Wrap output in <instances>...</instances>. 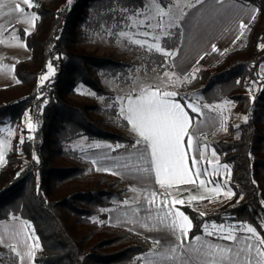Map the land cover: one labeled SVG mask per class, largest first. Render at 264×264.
<instances>
[{"label": "trees", "instance_id": "16d2710c", "mask_svg": "<svg viewBox=\"0 0 264 264\" xmlns=\"http://www.w3.org/2000/svg\"><path fill=\"white\" fill-rule=\"evenodd\" d=\"M237 1L257 9L244 32V47L226 50L217 64L200 67L175 91V99L184 105L194 100L233 104L225 123L229 135L202 139L229 167L233 195L207 212L176 204L191 220L189 238L204 234L205 224L223 221L247 222L264 237V0ZM33 4L35 30L20 32L30 57L15 64L18 84L0 87V125L21 123L27 113L35 127L14 136L0 169V221L18 216L30 222L40 244L34 256L39 264H142L138 257L151 243L107 223L105 209L119 205L126 186L107 174H88L80 151L72 146L85 137L129 147L135 140L124 131L128 123L122 116L120 126L112 125L105 115L114 113V107L71 94L82 84L107 95L99 76L121 79L128 72L129 62L88 50L82 43L101 21L122 9L136 10L144 0H33ZM179 41L180 31L173 50ZM143 53L148 71L162 69L167 59L163 53ZM49 64L54 73L42 81ZM6 248L0 246V258Z\"/></svg>", "mask_w": 264, "mask_h": 264}, {"label": "rangeland", "instance_id": "374dc122", "mask_svg": "<svg viewBox=\"0 0 264 264\" xmlns=\"http://www.w3.org/2000/svg\"><path fill=\"white\" fill-rule=\"evenodd\" d=\"M49 1L44 0L43 3ZM190 3L195 4V0H171V3L167 2L165 6H162L156 0H144L143 7L129 12L121 11L118 15H113V18L101 21L96 30L89 31L82 44L88 50H95L100 54L109 53L118 59L129 62V70L126 74H123L121 79L103 74L99 76L101 85L109 92L107 95H98L87 86L79 84L75 87L71 96L87 102H96L107 109L114 107L115 112H108L105 117L111 121L112 125L120 126V119L122 118L120 103L127 91H133L135 88L149 83L161 87L162 92H175L182 84L189 83L200 67L217 64L226 50L242 49L244 47V32L246 29L241 35L240 24L243 21L248 25L254 19L257 11L254 5L237 0H227L221 8L218 0H206L203 7L200 5H196L195 8L187 7ZM161 12H171V16L164 15L162 19L163 27L157 29L156 25ZM182 15H184V19L180 20ZM170 19L178 23L179 27L170 29L172 36L169 39L166 37L165 32L168 30ZM141 20L144 21L143 25L139 23ZM149 23L152 25L151 28L147 27ZM184 25H187L183 28L187 32L185 33L183 45L180 44L182 46V62L178 63V68L183 71L179 72L178 69L172 68V58H177L179 54L174 52L175 49H172V45L178 39L179 31L181 33V27ZM144 32L149 33V35H142ZM122 33L123 35H121ZM156 36H159L160 39H154ZM135 40H140L144 47L134 43ZM157 43L161 45L160 53H169V55H165L167 59L162 69L156 68L148 71L144 63L143 50L149 51L148 45ZM151 51L156 50L153 48ZM170 53H174V55ZM204 54L206 57L203 61H200L199 58ZM189 103L199 105L201 108L199 113H192L191 131L195 134L193 140L198 151L194 153L188 149L191 161L195 155L201 169H206L207 174L204 175L206 184L218 183L224 189L219 195L210 198V202L198 204L201 212H205L217 208L232 197V195L229 197L224 194L228 191L232 192L227 180L229 167L227 166L226 172L224 168L226 164L220 162V157L214 148L202 139H217L229 135L225 123L229 119L233 104L227 100L212 103L194 100L192 102L188 101L187 105ZM29 122L33 124L29 116L25 115L21 123L6 122L0 125V142L4 144V161L0 162V169L5 165V157L11 147L12 139L16 135H22V130H29L27 126ZM117 143L123 145L122 142ZM76 144L92 143L88 142L85 137H79L72 142V146L77 147ZM82 148L84 146L79 145L78 150ZM213 152H215V156H213ZM201 153L203 158L200 157ZM128 172L131 173L130 170ZM217 178H219V181H216ZM15 218L18 219L14 220H23L18 216ZM28 225L30 231L27 232L22 229L19 230L18 226L9 229L1 226L0 238L14 245V249L19 254V264H39L27 255L30 249L33 252L40 250L39 241V247L35 246L37 237L30 222H28ZM221 225H223V228L220 227ZM236 226L246 228L251 225L247 222L234 221L211 222L204 225V230L206 233L224 237L230 227ZM236 233L247 232L237 228L234 234ZM5 250L4 257L0 258L1 264H17L12 249L6 248ZM136 262L138 263V261ZM136 262L134 264H137Z\"/></svg>", "mask_w": 264, "mask_h": 264}, {"label": "crops", "instance_id": "0c3cea01", "mask_svg": "<svg viewBox=\"0 0 264 264\" xmlns=\"http://www.w3.org/2000/svg\"><path fill=\"white\" fill-rule=\"evenodd\" d=\"M43 1L44 0H40V2ZM2 2L4 3V7L3 9H0V11H3L4 13H8L9 8H14L15 3H21V5L26 8V15L28 17L33 15L36 17L34 9H28L27 6L22 4V0H2ZM35 21L36 19L24 22V17L16 13L5 15L3 18H0V87L18 84V80L14 74L15 64L20 60H27L30 57V52L24 39H22L20 32L23 30L26 34L33 33L35 30ZM185 27H187V25L181 27L179 45L174 51L179 54L177 58L173 57L171 62L172 68L178 69L179 72L183 71L178 68V63L182 62L181 45H183L185 33L187 32L183 29ZM204 57H206L205 54L202 55L199 60L203 61ZM144 88H148L149 91L159 90L163 93L162 88L159 86H154L149 83L144 84L135 88L133 91H127L124 94L120 103V109L122 106L126 108L128 98L131 96L135 99ZM175 100L176 102L181 103L184 110L188 113L190 127H192L193 116L190 111H188L187 105H184L178 99ZM124 131L134 140L138 138L137 134L132 131L130 124H128ZM88 142H91L92 144H76L77 147H74L78 149L79 145L84 146V148L79 151L80 157L85 161L87 166L88 174H107L118 179L120 183L126 186V191L122 200L119 202V205L105 209L107 223L119 229L124 228L131 230L143 236L151 243V248L140 254L138 257L142 264H180V261H188L189 264H203L206 259L211 260L215 258L218 260L222 256H228L232 261H235V252L241 248H245L244 238L250 235L248 233H236L235 235L237 236V239L235 241L226 240L224 237H218L206 233L205 231L204 234L195 235L192 238H189L187 235L180 240L178 239L179 229L176 230L177 235L173 236L171 230L165 226L166 224L171 223V216H169L164 223H161L164 213L168 212L169 209L164 208L163 210H160V201L165 197L159 194L167 192L166 199L169 202L173 199H181L185 204H189L193 208L201 211L198 204L210 202V198L223 192V188H221L219 192L215 190L213 191L218 183L208 185L206 184V178L204 175H201L198 178H193L195 181L194 184L181 185L178 187L173 185L172 188H160V186L155 183L154 172L140 174L135 171L137 167L147 166L146 161H141L139 159V151H133L131 146L116 149L114 146L118 144L117 142L104 140ZM97 144H99L100 147H96L95 145ZM107 145H112L113 147L109 148ZM182 148L186 154V166L191 168V158L187 148V137H185V140L182 143ZM128 170H130L131 173H129ZM201 180L205 181L203 186L200 185ZM216 181H219V178H217ZM145 188L147 191H145ZM152 191H156L158 195L155 198V206L150 208L147 199L152 198L149 195ZM190 197H195V199H190ZM124 201H128V203L125 204ZM137 201H140V203L137 204ZM177 210L181 211L176 205L172 206L170 209L171 212ZM15 217L17 216L1 220L0 228L2 226L3 228L9 229L18 226L20 228L19 230L22 229L24 232L30 231V226L26 220H14L18 219ZM196 237H200V239L196 240ZM257 237L259 236L253 237V242H255ZM157 241H160L161 243L157 244ZM175 244H182L183 247L176 253L177 259L173 260L171 258L172 253L168 252L167 248L169 245ZM0 246H6L9 249H12L16 263L19 264V254L14 249L12 243L3 241L0 238ZM227 249H231V253H229ZM209 251L211 252V255L206 256L205 253ZM37 252L38 251L36 250L34 251V256ZM253 255H255V251H253ZM245 258L246 254L242 255L241 259Z\"/></svg>", "mask_w": 264, "mask_h": 264}, {"label": "snow or ice", "instance_id": "6c2138e0", "mask_svg": "<svg viewBox=\"0 0 264 264\" xmlns=\"http://www.w3.org/2000/svg\"><path fill=\"white\" fill-rule=\"evenodd\" d=\"M161 5H164V0H160ZM170 4L171 0H167ZM206 0H195V4H189L187 7L195 8L196 5H200L203 7ZM220 3V7L222 8L224 3L227 0H218ZM22 4L27 6L28 9L34 7L33 0H22ZM4 3L0 0V9H3ZM143 7V6H142ZM121 11L127 12V9H122ZM13 13L19 14L24 17V22H28L29 20L36 19L35 15L28 17L26 15V8L21 5V3H15L14 8H9L8 13H4L0 11V18H3L5 15H11ZM137 15H139L137 13ZM164 15L171 16V12H161L160 19L157 21L156 28L159 29L163 27L162 19ZM184 19V15L180 17V20ZM141 25L144 24V21L141 20L139 22ZM135 27V25H133ZM147 27L151 28L152 25L149 23ZM179 25L174 20H169L168 22V30H166L165 35L167 38H171L172 33L170 31L171 28H178ZM248 27L245 22H241L240 24V32L243 34L244 30ZM30 34V33H29ZM123 35V33L121 34ZM144 36H148L149 33H142ZM154 39L159 40L160 37L156 36ZM239 39V37H237ZM136 44H140L141 47H144L141 44L140 40L133 41ZM264 47V45H262ZM149 51L153 48L157 51H161V45L159 43L148 45ZM174 55V53H170ZM164 55H169V53H165ZM54 73V69L52 65H48V75L43 76L41 79L47 80L49 76ZM167 76V74H165ZM239 83V81H238ZM178 96L176 92H163L161 93L159 90L157 91H149L148 88H144L140 91L139 95L133 99L131 96L127 100L126 108L124 106L121 107L120 112L121 115L127 120L128 124L131 125V129L134 133L137 134V139L134 143L131 144V148L133 151H139V159L141 161H146L147 166H140L135 169L136 172L140 174L151 173L155 174V183L160 186V188H172L173 185L181 186V185H190L194 184V177L198 178L201 175H206V169H201L199 161L195 157L192 158L191 168L186 166L185 161V151L182 148V143L187 137V148L192 150L194 153L198 151V149L194 145L193 136L195 135L191 131L189 115L184 110V107L181 103L176 102L175 98ZM47 103V101H45ZM187 107L191 110L192 113H199L201 108L199 105H193L189 103ZM206 107V106H205ZM27 116V113L25 114ZM247 119V118H245ZM28 129L34 130V125L29 122ZM28 139H33V137L29 136ZM20 143H24V138L21 137ZM96 147H100L99 144L95 145ZM107 147L111 148L112 145H107ZM116 149L124 148L125 145L116 144L114 146ZM4 144L0 142V162L4 161ZM213 156H215V152H213ZM200 157L203 158V154H200ZM33 159L39 163L38 158L34 155ZM219 167V166H218ZM227 172V165L224 166ZM191 173V175H190ZM205 184L204 180L200 181V185L203 186ZM221 189L220 184H216L215 191L219 192ZM145 191L147 189L145 188ZM226 196H231L233 193L231 191L224 193ZM152 198L147 199V203L149 207H153L156 204V196L158 193L156 191H152L149 194ZM163 195L165 198L160 201V210L164 208H168L169 211L164 213V217L161 220V223H164L165 220L169 216H171V223L166 224L173 236L177 235V229H179V237L178 239L182 240L188 235V232L191 229V220L190 218L184 214L183 211H175L171 212L170 209L172 206L176 204L183 205L184 201L181 199H173L169 202L167 197V192L159 194ZM190 199H195V197H190ZM125 204L128 201H124ZM137 204L140 201L136 202ZM223 228V225L220 226ZM237 228H241L246 231L248 236L245 239V248H241L235 252L236 260L232 261L228 256H222L218 260L213 258L211 260H204L203 264H264V237H257L255 242H253V237L257 236V231L255 227L247 226H236L230 227V229L224 234V239L235 241L237 236L234 234ZM200 237H196V240H199ZM160 241H157V244H160ZM27 246V245H26ZM36 247H39L38 239L36 241ZM183 247L182 244L169 245L167 251L172 253V259L176 260V253ZM229 253H231V249H227ZM253 251H255V255H253ZM246 254L245 259H241L242 255ZM28 256L34 257V252L30 249L27 253ZM206 256L211 255V252L205 253ZM180 264H189L188 261H180Z\"/></svg>", "mask_w": 264, "mask_h": 264}]
</instances>
